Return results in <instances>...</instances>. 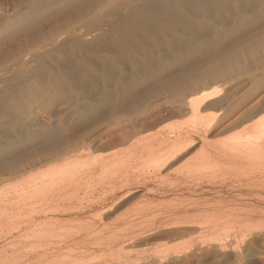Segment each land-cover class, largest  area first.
<instances>
[{
  "label": "rangeland",
  "instance_id": "obj_1",
  "mask_svg": "<svg viewBox=\"0 0 264 264\" xmlns=\"http://www.w3.org/2000/svg\"><path fill=\"white\" fill-rule=\"evenodd\" d=\"M103 1L98 0L97 3V0H0V91H3L4 94L9 93L13 82L21 74L30 75L29 81L37 85L46 72L52 74L60 72L72 84L76 82L74 79L77 80V86H73L79 89L83 85V80L82 77L78 78V73L75 70L82 63L83 66L87 65L85 66L86 75L83 76L85 80L90 79L89 75H94L97 78V83L88 82L85 85L86 89L93 91L92 94H94L91 99L85 102L90 106L88 111L74 110L67 96L58 97L36 106L34 112L37 122L39 121L38 126L43 127L46 131L49 128L51 133H47L46 137L34 140L32 143L25 142L21 144V147L19 145L18 149L1 155L0 179L9 180L5 181L6 183L2 182L3 185L0 182V196H6L1 197V200L6 199L7 196H9L8 198L17 197L14 195V188L21 171H23L21 174L23 177L32 175L31 172L34 174V171H42L54 165V160L66 153H71L81 160L95 159L99 156L109 157L117 151L126 150L127 147L139 142L142 138L143 140L146 138L144 141L151 144L153 141L151 138L157 132L165 135L171 134L177 131L175 128H178L179 125L181 127L186 125L185 128L187 126L194 128V125L197 126L196 120L183 112L182 104L180 109L176 107L182 101L186 102V99L195 97L203 91L218 92L216 98L208 102H213L214 107L200 114V116L211 120L214 125L205 135L206 142L213 144V149L210 146L212 153L219 150L226 141L245 134L250 122L243 121L264 108V0H252L249 4L241 3L242 6L239 3L240 6H234L230 12L231 15H228L229 13L226 15L228 19L224 18L226 21L228 20L227 23L222 18L216 19L218 21L214 20V22H212L213 18L208 19L206 24L209 23L207 26L210 27V33L206 38L207 41L206 39L202 40L203 45H200L202 41L195 42L190 35L191 32L181 30L180 26L178 29L179 32L181 31L179 34L183 35V43L173 40L172 33L165 27L166 25L163 26V29L165 27L164 32H168L165 41L155 42L150 31H143L142 38L138 27L142 23V19L145 20L148 16V6H151L154 3L151 1L154 0ZM160 1L170 2L169 0H155L164 6V2ZM43 6L46 7L36 14L28 15L33 7L41 8ZM138 7L140 11L137 9ZM136 14L139 15L141 21L133 19ZM134 21L137 22L135 24L138 27L133 25ZM123 23L127 26L126 28ZM126 23L131 26L129 27V24ZM212 23H215L214 25L217 27H213ZM134 30L138 33H135ZM182 31L190 34H184ZM218 33L220 36L217 35ZM136 34L139 35L137 38H135ZM144 35H148V38ZM149 36L152 37V40ZM187 36L191 37L193 41H190L191 38L188 39ZM139 37L141 40L138 39ZM125 38L130 41L127 44L130 46L134 44L132 48L126 46ZM142 40L146 41L142 43ZM204 41L209 44H204ZM170 42L172 47H170ZM186 42H190L189 45ZM144 44L146 45L144 46ZM116 51L119 55L115 54ZM124 51L127 53L125 54ZM114 55H117L118 58ZM147 56L149 60H146ZM135 59L138 61L135 62ZM104 61L106 63L108 61V65ZM148 67L152 71H147ZM92 71L95 72L92 73ZM108 79L109 82L111 81L110 83H107ZM80 80L81 82H79ZM127 81L130 82V85ZM122 85L123 87H121ZM125 86L130 87L129 91ZM97 88L100 90L99 93L94 92ZM124 88L128 93L122 92ZM112 90H119V93L121 91L119 96L121 98L124 96L123 99L119 96L115 97V99L120 98L116 101L114 98L111 99L112 97L109 98L107 94L114 93ZM3 93L1 95H4ZM169 111H174V117L167 118ZM176 113L178 114L176 115ZM158 117L165 118V121L160 122L161 125L169 126L163 129L164 126L162 128L158 123V126L155 125L156 128L151 127V124L155 122L154 118L158 119ZM147 118L150 120L148 121ZM138 121L143 123H137ZM175 123L176 125L179 123L177 127H173ZM43 124H47V126H43ZM141 125L147 126V131L150 130L153 133L148 134L145 130L147 135L143 137L145 131L140 132ZM170 125L173 126L170 127ZM157 127H160L159 131ZM132 129L134 132L137 130L140 133L139 137L135 134L136 132L133 134ZM122 132L123 135L127 133L130 136L134 135L131 137L133 138L132 142L130 141L126 148L125 146H118V148L113 146L111 150L103 148L106 152L103 149L82 152V150L84 151L82 148L87 146L86 144H91L94 138L95 140L100 138V141L105 139L103 137L118 138L115 134L120 135ZM110 133H114V135L112 136ZM97 135L100 137H96ZM152 135L154 136L152 137ZM136 139L137 141H135ZM143 140L142 143L145 145ZM196 145L198 148L200 144H195L196 151L189 150L190 153H188L189 151L184 153L180 156L181 159L178 157V161L176 160L174 164H168L167 167L164 166L159 171L146 165H143L146 167L142 169L143 161L137 162L135 166L138 165L137 168H139L140 164L143 171L140 168L138 169L139 173L135 169L131 170L129 172L131 174L128 173V186L123 189H120L123 183H119L120 185L117 183V187L113 189L118 190L116 191L118 200L109 212L103 214L100 210L101 206L90 208V210L86 208V211L81 215L84 218L80 225L86 220L87 226L88 223L90 226H88L89 231L87 228L85 231L83 229L86 226L85 222L81 226V230L79 227L75 229L74 226L76 227L77 224L73 223V229L67 227L66 231L70 230L65 233L67 238L72 237L64 239V232H61L63 237L58 235L60 236L59 243L56 239L59 232L54 234L53 237H56L53 240L52 236L51 238L46 236L47 240L45 237L43 244L52 241V246L42 245L40 250L39 244L37 248L34 247L43 239L38 237L36 241L35 236L32 239L31 226L27 227L29 230L24 229L22 225V230L18 229L24 215L19 213L14 206L13 214L9 218L12 220L7 219L8 222L5 219L6 222H2L1 219L0 264H38V256L40 259L42 258L41 264H57L51 260L54 255L60 256L61 254L67 256L63 264H118L121 261L116 257V254L120 247H123L121 253L124 251L121 259L125 260L124 256H130L132 258L130 261H134L135 258L142 256H139L140 252L146 257L145 251L150 255V252L154 253L160 250L173 252L189 247L191 250H197L202 246L201 241L208 242V240L211 244V253L198 264H208L209 262V264H264V162L258 163V160H253L255 164L262 163V166L256 167H260L258 169L253 168L256 165L252 161L248 164H252L251 167L239 162L234 163V166L227 163L226 167V161L219 158L216 165L219 168L221 164L223 165L221 169L217 167L219 171L214 167L215 171L209 169L207 173H204L206 172L204 168L205 171L202 170L204 175H202L203 173L197 172L201 167L197 168L196 166L197 171H195V167L193 168L197 173L189 176L187 173L189 165L186 164V159L193 162L195 159V161L198 160L196 155L198 157L200 154L195 155V152L198 151ZM80 152L81 154H78ZM188 154L194 155L192 157L195 159H191ZM182 159L186 161L184 162ZM41 161L43 164L40 163V166L36 164V168H32L31 171L27 167ZM183 163L184 165H182ZM184 168L186 169L184 170ZM177 169L186 171L189 177H186L182 172L180 174V170ZM94 178L91 183L95 180L93 183L96 185L91 184V187L97 186L95 182H98L99 179ZM107 185L105 184L109 188ZM112 186L111 184L110 187L112 188ZM97 190L98 186L92 189L91 200L99 194V190ZM58 195L47 202L52 204L50 205L52 208L61 207L69 202L76 207L87 201L86 199L83 202L80 199L82 194L71 199H67L69 194H65V192ZM57 199L59 200L57 201ZM52 201L55 204L51 203ZM76 203L78 204L76 205ZM1 208L3 207L1 206ZM27 211L29 210L27 209ZM99 211L101 212L99 213ZM96 213L99 217L95 215ZM19 217L21 219H18ZM25 217L22 220H25ZM74 229L75 231L78 229L80 232H73ZM261 229L263 230L261 231ZM25 233L29 234V238H31L26 240L25 237L24 239ZM69 233L71 234L69 235ZM261 233L262 235H260ZM18 243L22 245L20 246ZM216 245L218 247L215 248ZM219 245L223 248H220ZM125 251L129 255H126L128 253ZM41 253L48 254H45L44 257ZM116 260H118L117 263ZM171 263L174 262L168 260L162 264Z\"/></svg>",
  "mask_w": 264,
  "mask_h": 264
},
{
  "label": "bare ground",
  "instance_id": "obj_2",
  "mask_svg": "<svg viewBox=\"0 0 264 264\" xmlns=\"http://www.w3.org/2000/svg\"><path fill=\"white\" fill-rule=\"evenodd\" d=\"M169 1H168L169 3H165V1H160L162 3L164 2V4H165L164 6H163V4L161 6V3H158L159 1L158 2H155V0L151 1L154 3H152L151 6L150 5L148 6L149 14L145 11L148 14V16L146 17L145 20H143V19H142V21L139 20V15H137V14L134 15V17L132 15H129V16H132L134 20H139L142 22V23H140L139 27H138V25L136 26L137 22H135V21L133 22V25L136 23L135 26L139 28L138 30L140 32L139 33L140 35H141V33H143V31H150L151 34H153V38L149 36L150 39L151 38L154 39L155 42L156 41L162 42V41H165L167 39L166 33H168V32H166V33L164 32L165 27H166L172 33V37H173V40L175 42H182L183 43V41H184V39L182 38L183 35L181 36V34H179L181 31L179 32V29H178L180 26L181 30H184V31L187 30V31L191 32V34L190 33L189 34L192 36V38L194 39L195 42L196 41H202V40H205L210 33V27L207 26V24H209V23L207 22V24H206V21L208 19L213 18L212 22H214V20H216V19L220 20L221 18L222 19L227 18L226 15L228 13H229L228 15H231L230 12L234 8V6L238 7V6H240L239 3L240 4L241 3H243V4L248 3L249 4L252 2V0L251 1L250 0H169ZM103 2H106V1L104 0ZM97 3H98V0H97ZM243 4H241V5L243 6ZM45 7L46 6H43L41 8H39V7L34 8L33 7L30 10L28 15L32 16ZM137 9L140 11L139 7ZM132 10H130V11H132ZM134 12H135V10H134ZM145 12H144V14L146 15ZM140 16H141V14H140ZM129 20H132V19H129ZM216 21H218V20H216ZM227 21H226V23H227ZM215 23H217V22H215ZM214 24L212 23L211 25H213V27H214V26H216ZM164 25H166V26L163 29ZM177 25H178V27H177ZM124 26H125V24H124ZM130 26L131 25L129 24V27ZM122 27H123V25H122ZM126 27L127 26H125V28ZM134 32H135V30H134ZM121 33H122V31H121ZM135 33H134V35H135ZM182 33H184V32L182 31ZM184 34H188V32H186ZM217 35L220 36L219 33ZM137 36H139V35L136 34L135 38H137ZM141 36L143 38V35H141ZM144 36H146V35H144ZM127 37H129V36H127ZM130 37H131V34H130ZM132 37H133V35H132ZM146 37L148 38V35ZM121 38H123V37H121ZM135 38H134V42H135ZM140 38L141 37H139L138 39H140ZM187 38L189 39L191 37L187 36ZM192 38L189 40L193 41ZM125 39L127 42L126 43L124 42V43L126 44V46L128 45L127 47L129 48L130 45L127 43L130 41H128L127 38H125ZM173 40H171V42H173ZM122 41H125V40H122ZM145 41H143L142 43H144ZM206 41H207V39H206ZM209 41H210V39H209ZM114 42H115V39H114ZM171 42H170V44H171ZM186 43H188V42H186ZM189 43H188V45H189ZM198 43H200V42H198ZM201 43L202 44H200V45H203V41ZM206 43L207 42H205L204 44H206ZM140 44H138V45H140ZM207 44H209V43H207ZM210 44L213 46L212 42H210ZM133 45H131L130 47L132 48ZM145 45L146 44H144V46ZM188 45H187V47H188ZM183 46H185V45H183ZM141 47H143V46H141ZM166 47H167V45H166ZM170 47H172V44ZM170 47H168V48H170ZM122 48L124 50L123 45H122ZM172 49H175V48H172ZM170 50H171V48H170ZM171 51L173 52V50H171ZM124 52H125V54L127 53V51H124ZM115 54H118V51H116ZM152 54H153V52H152ZM148 56H147V58H148ZM124 57H125V55H124ZM116 58H118V57H116ZM161 58H159V59H161ZM146 60H149V58ZM137 61L135 59V62H137ZM143 61H144V59H143ZM143 61H142V64H143ZM83 62H85V61H83ZM140 62H139V64H140ZM80 63H82V62H80ZM85 63H87V62H85ZM107 63H108V61H107ZM149 63H150V61H149ZM146 64L148 65V63H146ZM85 66H87V65H85ZM85 66H83V63H82V65L77 66V68L75 70L78 73L77 74L78 78L82 77L81 79L83 80V85H81V87L79 89H78V87L76 88L75 86H73V85L77 84L76 83L77 80L74 79V81H76V82H74L72 84L71 82L67 81V79H65L64 76L60 72L58 74H55V73L52 74L50 72H46L43 74L41 81L37 85H35L29 81L31 78L30 75L21 74V76H19L13 82L12 86L10 87L9 93L4 94L3 91H0V157H1V155L7 154V153L13 151L14 149H18L19 148L18 146L20 145V147H21V144H23L25 142L26 143H30V142L32 143V142H34V140H38L39 138L46 137L47 133L50 132L48 130L49 126L47 127L48 129L46 128L47 131L45 129H43V127L38 126L39 121L37 122V118L35 117L36 113L34 112V110L38 104H43L46 101H51V100L56 99L58 97H66L67 96V97H69L68 99H70L71 106L73 107L74 110L80 112L79 110L88 111L90 109V106L86 105L85 102L87 100L91 99L92 96H94V94H92L93 91H88V89H86L85 85H87L88 82H90L91 84L97 83V81H96L97 78L94 75L91 76L88 74L90 76V79L87 78L88 80L86 81L84 78L86 75V73H85L86 67ZM87 68H90V67H87ZM74 69H75V67H74ZM150 70H151V68H150ZM150 70L148 67L147 71H150ZM95 71H96V69H95ZM95 71H92V73ZM97 71H99V70H97ZM92 73H90V74H92ZM88 75H87V77H89ZM98 76L101 77L100 75H98ZM99 79L101 80V78H99ZM109 79H108L107 83L111 82V81L109 82ZM79 82H81V80ZM128 84L130 85V82H128ZM107 86H109V85H107ZM117 87H118V85H117ZM121 87H123V85ZM125 87L127 88V86H125ZM110 88H112V87H110ZM126 88H124V90L122 92H124ZM108 89H109V87H108ZM108 89H107V91H108ZM128 89H130V87L127 88V90ZM109 90H111V89H109ZM113 90H115L114 87H113ZM99 91H100L99 88L94 90V92H96V93H99ZM118 91L119 90L113 91L114 93H112V94L108 93L107 95L109 96V98L112 97L111 99H113V98L115 99L116 96H119V94L122 93L121 91H120V93ZM128 91H125V92L128 93ZM1 92L4 95H1L2 94ZM102 94L105 95L106 93H102ZM217 95H218V92H216L214 90L205 91V92L203 91L199 95H195V97H191V98L186 99V102H185V100L182 101L180 103V105L178 107H176V108L180 109L179 107L182 104L181 109L183 110V112L189 114L190 116L193 117V119L196 120L195 122H197V126L194 125V128L191 126H190L191 128L190 127L188 128V126H187V128H185L186 125L182 126V127L179 125L178 128H175L177 131H174L171 134L166 133L167 135H165L163 133L164 134L163 135L162 133L157 132L155 136L152 135V137L154 136L153 138H151V139H153V141L151 139H147L148 141L149 140L152 141V142L150 141L151 144L144 141L146 138H144V140H143V138L140 137V138H142L143 142L146 143L145 145H143L144 143H142V140H140L139 142H135L134 144H132L126 148V146L130 143L131 139L133 140V138H131L132 136L134 137L133 134L135 132H136L135 134L137 136H138V134H140L139 132H137V130H135V132H134L133 131L135 129L134 128V129H132V131H133V134H131L132 136L129 135L130 134L129 131H131V130H129L128 131L129 134L127 133V134L123 135V132L120 135L115 134V136H118V138L103 137V138H105L103 141H100V138L99 139L96 138L97 140H95V138H94V141H92L91 144H89V145L86 144L87 146L82 148V149H84V151L82 150V152L84 153V152H86V150L87 151H90L93 149H100L101 150L103 148H109L111 150V147L113 149V146L114 147L117 146V148H118V146H125L126 150L119 151V152L117 151V153L115 152V154L112 153L113 154L112 156L107 157L105 155L106 157H103V156L100 157L99 156V158H95V159L85 158V159L81 160V159L74 157L71 153H66L63 156L56 158L54 160V163H55L54 165H51V166L47 167L46 169H43L42 171H38V172L34 171V174H33V172H31L32 175L27 174L28 176H26V177H23V175H21L23 173V171H21L22 173H20L19 176H18V174H16V176H18L19 180L15 183L16 186L14 185L15 186V188H14L15 192L13 191L15 193V194L14 193L13 194L17 195V197L16 196L13 197L11 195L13 198H11V197L8 198L9 196H7V198L6 199L4 198V200L0 199V224H1V219H2V222H6L7 219L9 220L10 215L13 214L12 209L15 207H16L15 209H17V211L19 213H22L24 215V216L22 215L23 217H25L27 214V216L25 217V220H22V219H24L23 217H22V219L20 217L18 218V219H21V222L19 221L21 224H19L20 226L18 225L19 226L18 229L20 228V230H22V227L24 229H26L27 227L31 226L32 229H30V230H31L33 235L28 231L29 230L28 228H27L28 229L27 231L32 235L31 236L32 239L34 236H35L34 238L36 239V241H37L38 237H42V239H43L42 242H40V243L35 242V243H37V245L36 246L34 245V247L37 248V246L39 244L38 247L40 250V246H42V245L45 246L48 244V246H52V244H53V243H51L52 241L49 243L47 242V244H45V243L43 244L46 236L51 238V236L53 237L54 234L56 235L59 232L56 236L60 235L61 237H63V235H64L63 238L65 239V237L67 238V235L65 233H68L70 230V229L67 230L68 231L67 232L66 229H67V227H69V228L71 227L73 229V223L77 224L76 227L74 226L75 229L78 227H79V229L82 228L81 226H83L84 222H85V225L87 226L86 220L84 222H82V225H80V222L83 221V218H84L81 215L86 211V208H88L90 210V208L101 206L100 210L102 211L103 214H104V212H106V213L109 212L112 209L113 205H115L117 200H118V198L116 197V195H117L116 191H118V190L113 189V188L117 187L116 186L117 183L118 184L123 183V185L121 186L120 189H123V188L128 186V181H129L128 173L133 169H135L138 172V169L141 166L139 164V168H137L138 165L137 166H135V165L139 161H143L144 164L142 163L141 164L142 166L143 165H146L147 167L150 166L151 169L153 168V169L159 171L160 168H162V167L164 168V166H166L168 164H171V163L174 164V162L178 159V157L181 159L180 156L184 155V153L188 152L189 150L193 149L196 151V149L194 147H195V144L198 143V144H200L199 145L200 147H198L199 148L198 149L197 145H196V148L198 150L197 153L194 151L195 155L198 153L200 154L198 157L196 155V158L198 160L195 161L196 160L195 157H192L194 155L191 156L189 154L188 155L191 156L190 157L191 159L192 158L195 159L194 162L192 160L188 161V159H186L188 162L185 160L186 164L188 163V165H189L187 168V170H188L187 173L189 176L191 174H193V173L195 174L197 172L199 174L203 173V171H205V170H206V172H204V173H207V170H209V169L213 170L216 168L215 170L219 171V169H221L223 167L222 164L220 165L221 166L220 168L216 165L217 160H219V158H222L223 160L226 161V162L223 161L226 163L225 164L226 167H227V163L230 165L233 164V166H234V163H237V162L248 165L249 163H252L253 160H255V159L258 160V163L262 162V161L264 162V152H263L264 151V108L253 113L250 117H248L247 119H245L243 121V122H245V121L250 122V123H248V127L246 129L245 134H243L241 136L240 135L236 136V137L230 139L229 141H226V143L221 145L220 148L218 146L219 150H216L212 153L211 150L213 149V147H212L213 144L211 145L210 143L206 142L207 139H206L205 135L209 133L210 129H212L214 127V125L211 123L212 122L211 120L207 119L206 117L200 116V114L206 112V110L210 109L211 107H214L213 102L212 103H208V102H210L211 100L216 98ZM123 97L122 98L120 97V98L123 99ZM119 99L117 98V99H115V101L119 100ZM91 109H92V107H91ZM178 113H176V115ZM180 113H181V111H180ZM180 113H179V115H180ZM174 114H175L174 111L173 112H171V111L167 112V118L168 117L169 118L174 117ZM149 117H151V116L149 115ZM164 119L165 118H163V117H158V119L154 118L155 122L152 124L150 123L151 127L152 126L155 127V125L158 126L157 124L162 122ZM149 120L150 119H148V121ZM192 122H194V121H192ZM137 123H143V122L138 121ZM161 124L162 123H160L159 125L162 126V128H163L164 125H161ZM178 124L179 123H177V125ZM145 125H147V124H145ZM145 125H141L142 130H140L138 128L137 129L140 130V132H143L145 130L147 131L148 129L146 127L148 125L147 126H145ZM175 125H176V123H175ZM175 125L174 126L170 125V127L171 126L177 127V125L176 126ZM190 125H192V124H190ZM43 126H47V124H45V125L43 124ZM166 126H169V125H165L163 129H165ZM159 129H160V127L159 128L157 127L158 131H159ZM146 131L143 132L144 133V135L142 134L143 137L146 136L147 133L148 134L151 133L150 130L147 131V133H146ZM106 133H108V132H106ZM118 133H121V132H118ZM111 135L113 136L114 133ZM101 136H103V135H101ZM203 136L205 139L203 138ZM96 137H100V136L97 135ZM148 138H150V137H148ZM135 141H137V139ZM147 144H150V145L146 146ZM210 146L212 147L211 150H210V148H211ZM79 149H81V148H79ZM110 150L107 149V151H110ZM74 151L76 152V150H74ZM188 153H190V151ZM192 153H193V151L191 152V154ZM78 154H81V152ZM187 158H188V156H187ZM182 161H184V160L182 159ZM40 163H42V161L38 162V163L36 162V163L30 164V166H27V167L31 171L34 169L36 164H38L40 166ZM258 163L255 164L253 162V164L256 165L255 167L253 166V168L258 169V168H260V167L256 168L258 165L262 166V163L261 164H258ZM173 164H172V166H173ZM182 165H184V163ZM225 165H224V167H225ZM251 165L252 164H250L248 166L251 167ZM146 166H143L142 169H144V167H146ZM196 166H197V168H199V166L201 167L200 168L201 172L199 170L197 171ZM182 167H184V166H182ZM193 167H195L196 170ZM204 168H205V170H204ZM253 168H252V171H253ZM142 169L140 168V170H142ZM185 169L186 168H184V170ZM177 170H180V169H177ZM184 170H180V174L182 172L185 174L186 177H189L186 174V171H184ZM194 170L197 172H194ZM215 170H213V171H215ZM211 171H208V172H211ZM24 172H26V171L24 170ZM132 172H134V171H132ZM177 173H178V171H177ZM204 173L202 175H204ZM129 174H131V173H129ZM95 175H96V177H95ZM10 178H12V177H10ZM93 178L99 179L98 182H95V183H97L99 194L95 193V194H98V195H96L97 197L95 196V198L93 197L94 199L91 200L90 197L93 195V191H94V190L92 191V189H94V187H97V186L91 187V184H94L93 181H95V180H93L91 183V180ZM5 181L8 182L9 180H6V178H5V180L0 179L1 183L2 182L4 183ZM3 183H2V185H3ZM107 183H109V185H107ZM130 183H131V181H130ZM105 184L107 186H109V188L106 187ZM111 184L113 185L112 188L110 187ZM94 185H96V184H94ZM11 186H13V185H11ZM8 187H9V185H8ZM61 192H63V193L65 192V194H67V193L69 194L67 196L68 197L67 199L75 198V197L80 196L82 194L80 199H82V201L87 199V201H85V202L83 201L84 204L85 203L86 204L84 205L83 203L79 202L80 204L77 205L78 203H76L77 206L75 207L73 204H70V202H69V203L63 204V206L61 205V207L59 206L56 208L55 207L52 208V206H50L52 204H49L50 202L49 203H47V202L50 199H52L55 195H58ZM3 196H5V195L0 196V198ZM123 196H122V198H123ZM58 200L59 199H57V201ZM51 203H53V201ZM53 204H55V203H53ZM1 206L3 208H1ZM27 209L29 211H27ZM101 211H99V213ZM97 213L95 215H97ZM15 216H14V218H16ZM97 216L99 217V215H97ZM11 220L12 219H10L9 221H11ZM21 225H22V227H21ZM86 226L83 228L84 231L86 230L85 228H87L89 231V229H90V228H88L89 223H88V226L87 227ZM254 228H256V227H254ZM75 229L73 230V232L75 231ZM207 229H208V226H207ZM80 230L77 229V231H75V232L78 233V231L80 232ZM262 230L263 229H261V231ZM254 231H256V230H254ZM258 231L260 232V229ZM61 232H64V234L61 235L62 234ZM70 234L71 233H69V235ZM260 235H262V233ZM29 236H30L29 234L25 233L23 238L25 239V237H26V240H27V238H29ZM60 236L56 237V239H58L57 243H59V240H60L59 237ZM47 237H46V240L48 239ZM55 237H53L51 239L53 240ZM69 237H72V236H69ZM39 240H41V239L39 238ZM204 240H206V239H204ZM54 241H56V240H54ZM109 241L111 242V239H109ZM17 242H18V240H17ZM201 242H202L201 243L202 246L200 247V249L195 248L197 250H194V249L191 250L190 247L185 248L182 251H173V252H170L168 250H160L158 252L155 251L156 253L150 252V255L146 254V251H145V255H147L146 257L143 254H141V252H140L139 256H141V255L142 256L139 258H135V260L133 258L134 261H132V260L130 261V259H132L130 256H124L123 258H126L125 260L121 259L124 251H123V253H121V251L123 250L122 249L123 247H120V249H118V251H117L116 257L119 258V261H121V262H118V260H116V263L118 262V264H129V263L130 264L131 263H135V264H162L165 261L171 260V262L172 261L174 262L173 264H195V263L198 264V263H200V261H202L207 256H209V253H211L210 252V246H211L210 241L208 240V242L207 241H204V242L201 241ZM20 246H18V247H20ZM55 246H56V244H55ZM45 247H47V246H45ZM216 247H218V245H216L215 248ZM219 247L221 248L222 246L219 245ZM217 249L219 250V248H217ZM213 251L215 252L214 249H213ZM220 252L222 253L221 249H220ZM236 252H238V251L236 250ZM14 253H15V251H14ZM125 253H128V252L125 251ZM224 253H225V251H224ZM227 253H228V251H227ZM20 254H21V252H20ZM45 254H48V253H43L42 255L45 257ZM218 254L220 256V253H218ZM126 255H129V253ZM43 256H41V257H43ZM216 256H218V255H216ZM116 257H115V259H117ZM38 258H39V260L37 259L38 264H41L42 258L40 259L39 256H38ZM66 258H67L66 255H64V256H62V254L60 256L54 255V257L51 261H53L57 264H63L64 261L66 260ZM2 260H4V259H2ZM5 260H7V259H5Z\"/></svg>",
  "mask_w": 264,
  "mask_h": 264
}]
</instances>
